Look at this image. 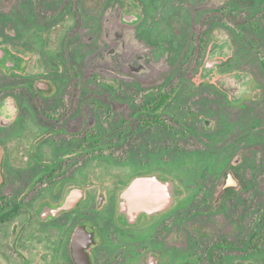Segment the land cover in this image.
<instances>
[{
    "label": "flooded vegetation",
    "instance_id": "obj_1",
    "mask_svg": "<svg viewBox=\"0 0 264 264\" xmlns=\"http://www.w3.org/2000/svg\"><path fill=\"white\" fill-rule=\"evenodd\" d=\"M220 1L216 0L217 6ZM192 2L201 8L200 18H204L203 9L209 0H160L163 10L159 12L163 15L168 5L173 11L168 19L175 24L176 15L183 16L182 6L191 7ZM144 3L122 0L119 22L123 33L137 35L134 30L140 22L128 21L135 16L140 21ZM27 5L23 19L26 44L19 49L8 45L28 59V64L23 72L0 67V264H236V229L230 236L210 235L213 239L205 245L192 241L185 228L182 246L177 234L179 224L191 218V194L187 193L178 205V198L185 195L182 192L184 195L176 196L159 212L140 210L131 223L120 220L119 204L122 191L135 177L155 175L159 180H172L175 186L183 182L173 157L177 146L172 140L178 136L180 149L193 154L187 178L217 185L215 192L206 194L216 205L221 202L224 206L226 199L234 197L236 156L226 162L224 155L225 150H236V138L230 136L245 131L251 132L254 141L264 136V85L257 78L253 62L245 64L243 60L242 64V58H236V72L249 75L242 86L245 90L236 87V95L206 79L142 87L136 112L141 121L137 135L142 129L157 127L165 138L158 134L140 147L137 142H128L132 132L123 128L120 143L114 144L111 139L99 143L95 121L85 122L92 114L95 94L80 80L75 38L60 37L55 29L59 21L48 17L46 0H28ZM249 6L253 7L245 11L249 17L237 23L244 30L236 28V43H241L245 31H249L247 36L251 33L262 40L255 34L254 18L259 13V22H264L263 11H257L264 8V0H236L239 18L242 14L238 9ZM112 8L109 0L110 17ZM191 12L183 26L180 21L178 27L174 25V35L190 32ZM200 20L197 48L198 55L205 58L212 44L207 31L211 22ZM4 32L10 34L8 28ZM219 32V27L213 30L211 39ZM0 44H6V37L0 35ZM227 60L216 63V69L225 67ZM263 61L264 55L259 58L262 71ZM105 86L112 95L111 82H105ZM181 101L185 108L178 115L171 108ZM85 103L89 105L85 107ZM148 115L157 120L145 124ZM246 116L248 124H238ZM134 149L139 151L137 159L129 158V151ZM114 151H121V158ZM135 199L125 201L133 205ZM178 209L185 211L180 220L182 212ZM125 212L129 216L132 211L128 208ZM188 246H194V252L178 256ZM201 247L204 256L198 255Z\"/></svg>",
    "mask_w": 264,
    "mask_h": 264
},
{
    "label": "rangeland",
    "instance_id": "obj_2",
    "mask_svg": "<svg viewBox=\"0 0 264 264\" xmlns=\"http://www.w3.org/2000/svg\"><path fill=\"white\" fill-rule=\"evenodd\" d=\"M27 1L0 0V35L6 37V44L16 49L23 48L26 44L27 27L23 19L29 8ZM108 1L46 0L48 17H54L53 20L59 21L58 24L55 23V29L59 30L60 37L64 35H68L69 38L74 37L78 44L79 48L75 53L80 63L78 64V70L81 72L80 80L95 94L92 114L86 117L85 122L95 121L99 143L105 144L110 139L114 144L120 143L119 132L123 128L132 132L127 137L128 142L133 144L137 142L140 147L145 142L151 143V140L160 134L157 127H154L150 131L142 129L141 134L137 135L141 121L137 119L136 112L143 95L140 91L142 87L146 88L165 81L183 83L184 80L203 79L214 81L219 85L220 78L235 74L238 85L236 86V83L229 85L232 89L228 88V91L236 92V87L238 91L242 88L244 91L246 87L242 86H245L249 75L245 71L236 72V58H242V62H239L242 64L243 60L245 64L249 61L253 62L257 78L264 85V71L259 62L260 56L262 58L264 55V22L260 21L259 26L261 14L255 13L257 16L256 19L254 18L256 20L254 23L257 28L255 34L262 36V40L255 39L251 33L247 36L249 31H245L247 33L240 40L241 43H236V28L244 30L238 27L237 23H243L249 17L245 11L249 12L253 10V7L238 9L242 14L239 18L236 12V0H221L218 6L216 0H213L214 3L209 0L206 3L208 7L203 9L206 12L204 18H200L201 8L193 5L195 2H192L191 7L182 6L183 16L177 14L174 24L171 18L170 21L168 19L173 11L166 3L164 5H167V10L162 15L159 12L163 10L160 0H142L145 2L144 16L140 14L142 18L136 21L140 23L135 30L131 27L134 32L137 31L135 35L131 32L123 33L120 29L119 8L122 0H111L113 5L111 17L110 10L107 9ZM189 10L192 11L190 32L174 35V25L177 24L178 27L181 23L183 26ZM257 11L264 13V8L261 7ZM200 19L211 22L207 31L212 44L205 58L198 55L197 48L200 22H202ZM218 27L221 32L218 33L217 38L211 39L212 31ZM5 28L10 30V34L4 32ZM160 32L163 34L159 37ZM236 45L239 46L237 50ZM225 48L228 49V53L221 56L219 53ZM211 56L218 61L228 58L227 62H229L219 70L216 66L211 70L205 69V63ZM93 74L95 77L92 76ZM105 82H111L112 95H110V89H106ZM253 93L258 94L256 91ZM88 105L89 103H85V107ZM184 108V103L181 101L173 105L171 109L177 111L179 115ZM244 118L242 117L238 124H248L249 118L247 116L246 119ZM240 134H236L235 137L230 136L232 140L236 138V150L224 151L226 162L236 156L237 180L235 195L230 200L226 199L224 206L221 202L216 205L214 198L210 199L206 196L210 192H215L217 185L187 178L190 172L188 161L193 154H187L180 149V136L172 140V143H176L177 146L173 154L176 171L184 179L183 182L178 181L176 186L185 192V195L181 193L184 196L178 198V205L185 200L187 193L193 196L189 201L191 205L188 207L192 211L191 218H188V222L185 220L179 224L177 235L183 246L185 228H187L189 232L186 231L187 234L193 236L192 241L197 240L198 243L206 245L205 242L208 239H213L210 235L230 236L236 229V264H264V226L259 231L261 236L259 252L251 253L245 246L248 235L256 227L257 219L264 213V136H261L262 140L254 141L251 138L254 137L251 132L245 131ZM160 135L163 140L165 136ZM137 149L129 151V158L137 159L139 156ZM114 154L121 158V151H114ZM211 208L215 210L212 211ZM207 211H209L208 214H206ZM178 212H182L178 216L180 220L185 216V211L181 209ZM181 229H183L182 233H180ZM193 249L194 246L191 248L188 246L187 250L182 248L183 252L178 256L189 255L190 252H194ZM198 252V255L204 256V248L201 247Z\"/></svg>",
    "mask_w": 264,
    "mask_h": 264
},
{
    "label": "water",
    "instance_id": "obj_3",
    "mask_svg": "<svg viewBox=\"0 0 264 264\" xmlns=\"http://www.w3.org/2000/svg\"><path fill=\"white\" fill-rule=\"evenodd\" d=\"M138 16H135L128 22H136ZM218 50V49H217ZM221 50V49H220ZM228 49H222L219 54L221 56L228 53ZM213 54V52H212ZM219 61L212 56L207 59L205 63V69H213L215 64ZM28 64V59H25L21 55L13 52L8 44L0 45V67L4 70H17L23 72ZM236 83V75H229L219 79V85L227 90L231 88L229 85ZM232 89V88H231ZM231 91V90H230ZM233 92V91H231ZM235 95L236 93L233 92ZM2 152L0 150V159ZM1 176V175H0ZM182 190L177 188L172 180H159L155 175H143L132 179L128 186L122 191V197L119 204V217L120 220L131 223L134 220L135 215L144 210L147 212H159L167 208L177 196H180ZM134 199L133 205L127 204L125 199ZM131 209V214L126 216L125 210Z\"/></svg>",
    "mask_w": 264,
    "mask_h": 264
},
{
    "label": "trees",
    "instance_id": "obj_4",
    "mask_svg": "<svg viewBox=\"0 0 264 264\" xmlns=\"http://www.w3.org/2000/svg\"><path fill=\"white\" fill-rule=\"evenodd\" d=\"M263 66H264V61H263ZM159 105H162V104H159ZM154 117L155 116L148 115V118H144L145 124H147V122L149 121L157 120ZM263 226H264V213L262 214L261 219L256 222L255 229H253L251 233L248 235L247 241L245 243L246 248H248L250 250L249 252L251 253H257L260 250L261 236L259 234V231L261 230Z\"/></svg>",
    "mask_w": 264,
    "mask_h": 264
},
{
    "label": "crops",
    "instance_id": "obj_5",
    "mask_svg": "<svg viewBox=\"0 0 264 264\" xmlns=\"http://www.w3.org/2000/svg\"><path fill=\"white\" fill-rule=\"evenodd\" d=\"M236 81H237V79H236ZM262 140V139H261ZM258 141V140H257ZM259 143V142H258Z\"/></svg>",
    "mask_w": 264,
    "mask_h": 264
}]
</instances>
